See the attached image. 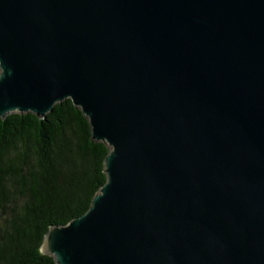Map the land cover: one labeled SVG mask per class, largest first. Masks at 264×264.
<instances>
[{"label": "water", "instance_id": "obj_1", "mask_svg": "<svg viewBox=\"0 0 264 264\" xmlns=\"http://www.w3.org/2000/svg\"><path fill=\"white\" fill-rule=\"evenodd\" d=\"M70 99L110 149L56 264H264V0H0V118Z\"/></svg>", "mask_w": 264, "mask_h": 264}, {"label": "trees", "instance_id": "obj_2", "mask_svg": "<svg viewBox=\"0 0 264 264\" xmlns=\"http://www.w3.org/2000/svg\"><path fill=\"white\" fill-rule=\"evenodd\" d=\"M109 152L70 99L43 119L0 118V264H56L41 252L44 238L89 210Z\"/></svg>", "mask_w": 264, "mask_h": 264}]
</instances>
